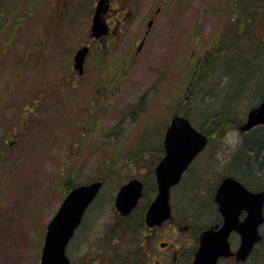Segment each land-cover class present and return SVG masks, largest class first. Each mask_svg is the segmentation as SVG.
<instances>
[{
    "label": "rangeland",
    "instance_id": "obj_1",
    "mask_svg": "<svg viewBox=\"0 0 264 264\" xmlns=\"http://www.w3.org/2000/svg\"><path fill=\"white\" fill-rule=\"evenodd\" d=\"M97 1L0 0V264H40L68 192L97 180L104 187L67 247L71 263L142 264L140 209L154 195L171 119L178 113L205 127L223 110L237 127L208 135V148L173 190L174 215L191 224L189 232L178 228L175 242L184 233L194 240L214 220L232 158L248 138L264 139V127L240 129L263 98L264 0L248 12L241 0H110L105 19L115 31L99 41L91 32ZM84 45L90 53L80 76L74 56ZM262 147L261 174L247 185L255 192L264 189ZM132 178L146 184L145 197L122 224L114 200ZM160 232L156 239L172 240L169 229ZM245 264H264V244Z\"/></svg>",
    "mask_w": 264,
    "mask_h": 264
},
{
    "label": "water",
    "instance_id": "obj_2",
    "mask_svg": "<svg viewBox=\"0 0 264 264\" xmlns=\"http://www.w3.org/2000/svg\"><path fill=\"white\" fill-rule=\"evenodd\" d=\"M108 1L99 0L97 4L91 27L92 38L99 39L109 34V26L104 18L109 10ZM152 24L153 21L148 23L149 29ZM89 52V47L83 46L75 53L74 68L79 74L84 72ZM259 125H264V92L262 103L249 111L240 129L247 133ZM207 143V135L194 128L188 118L175 114L163 141L165 155L155 168L158 195L146 214L147 225H161L171 217L170 190L181 181L184 172ZM102 187V181H94L69 192L48 225L40 264H70L66 255L67 246ZM142 190L143 183L138 179L120 188L115 206L122 215H128L133 210L142 197ZM215 202L223 217V224L201 233L199 249L192 264H218L220 258L231 256H235L238 262L246 261L263 239L260 227L264 224V189L251 191L241 181L228 176L219 184ZM243 212L246 217L241 221ZM233 232L241 238L236 252L231 250L229 243Z\"/></svg>",
    "mask_w": 264,
    "mask_h": 264
},
{
    "label": "flooded vegetation",
    "instance_id": "obj_3",
    "mask_svg": "<svg viewBox=\"0 0 264 264\" xmlns=\"http://www.w3.org/2000/svg\"><path fill=\"white\" fill-rule=\"evenodd\" d=\"M119 12H118V14H119ZM115 25H118V24H115ZM119 28H121V25L119 26ZM114 31H115L114 26L113 25L110 26L109 35L112 34V32H114ZM109 35H108V37H109ZM163 152H164V147H163ZM192 165H193V163L191 164V166ZM191 166L188 167V169L185 171V173L182 177V181H183L185 175L191 170ZM182 181H181V183H182ZM181 183L171 189V194H170L171 217L168 220L164 221L161 225L149 226L146 223V214L149 211L150 206L152 205V203L154 202V200L156 199V197L158 195V185H157L155 170H154V182H153V186H152L154 188V190L152 188L154 195H151V197H152L151 201H149V203L147 205H145L144 207H142V208L140 207L143 200H144V197H145L144 194H145V190H146V184L143 182V184H144L143 196L140 199L138 206L136 208H134L128 215L119 214V222L123 224V223L129 221V219H131L133 217V215L137 212V209L141 208L140 209L141 216H140V220H139V228H141L142 235H143V239L141 241V243H142L141 246L146 248V251H145L144 256L142 258V261H143L142 264H192L194 259H195L196 253L198 252L201 233L204 230H206L207 228L214 227L216 225L221 226L223 224V218L219 212L218 205L215 203V200H213V202L215 204V207H214L215 210H214L213 215H214V219H216L218 217V221L216 223L210 224L209 226H206L205 228L199 229V231L195 230L196 234L194 236V240L192 239L191 236L186 235V233H184L185 237L183 239H181V241L179 240V242L176 244L175 240L177 237L178 228L182 229L185 232H189V228L191 227V224L182 226L181 219L183 220L186 217L184 215V216H181L180 219H178V217H176L174 215V209H173V206L171 203V201L173 199L172 198L173 190L180 187ZM188 202L193 203V199H189ZM187 215H189V214H187ZM245 217H246V213L243 212L240 216V220H244ZM189 221L191 222V219ZM166 229H169V234H167V238H169V239L172 238V240L159 241V239H156V236H158V235L161 236L160 231L166 230ZM229 241H230L231 248L234 251L237 250L238 247L240 246V243H241V239H240L239 234L236 232H233L230 235ZM193 243H195L196 246L193 247L192 249H190L189 252L186 254L187 250L192 246ZM234 243H236V247H234ZM103 246H102V248H103ZM182 249H184L185 251H182ZM103 254H104L103 250H101L98 255H101L103 257ZM158 254H163V257L159 256ZM253 255H254V251L252 252L250 257L248 258L247 262L251 261ZM247 262H245V263H247ZM219 264H238V263L236 262L235 258L232 257V258L220 259ZM239 264H241V263H239Z\"/></svg>",
    "mask_w": 264,
    "mask_h": 264
},
{
    "label": "trees",
    "instance_id": "obj_4",
    "mask_svg": "<svg viewBox=\"0 0 264 264\" xmlns=\"http://www.w3.org/2000/svg\"><path fill=\"white\" fill-rule=\"evenodd\" d=\"M241 1L242 2L240 5L243 9V12H248V10L251 8L254 0H241ZM244 15L245 14H241V17L243 18ZM245 20L247 21V23H251V21H252L251 17L248 15L245 16ZM194 94H195L194 89L189 92L190 99L193 98ZM204 124H205V127L201 126V127H199V129L204 131L208 135H213V132L218 131L217 128L220 129L221 126H224L226 124H229V125L233 124V125H235L234 127H237L236 121L233 118L232 119L226 118V112L223 110L217 111V112L214 111L211 115H209L207 117V120L204 121ZM254 139L258 140V143H255ZM263 143H264V139H257V138H253V137L248 138L245 142V145H244L245 149L244 148L239 149V153L237 152V157L234 156L232 158V170H231V168H229L230 173L233 174V176L236 177L237 179L243 181L246 185H248L251 182L250 178H252V177L246 173H237L234 169V165H235L234 163L244 164L241 162L244 159V157H246V155L248 153L255 152L253 147L258 148V151L256 152V155H257L258 152H260V150L263 148L262 147ZM250 144H252V145H250ZM258 158H259V154L257 156V159ZM250 159L251 158L249 157L248 160H250ZM263 166H264V162L261 163L262 169H263ZM259 170L260 169H257V171H256V173L258 175L261 174V172ZM262 171L264 174V170H262ZM153 190H154V188H153ZM217 221H218V217L216 219H214L213 221H211L210 224L216 223ZM263 244H264V240L261 243V245H263ZM104 255H105V253L103 254V257H104Z\"/></svg>",
    "mask_w": 264,
    "mask_h": 264
},
{
    "label": "bare ground",
    "instance_id": "obj_5",
    "mask_svg": "<svg viewBox=\"0 0 264 264\" xmlns=\"http://www.w3.org/2000/svg\"><path fill=\"white\" fill-rule=\"evenodd\" d=\"M255 153L258 151V148L256 147H253ZM259 154V152H258ZM254 156L253 158H251L250 160H248L247 163L245 164H240V163H234V169L237 173H246L248 174L249 176L251 177H257L256 176V171H257V168H256V164H257V156Z\"/></svg>",
    "mask_w": 264,
    "mask_h": 264
}]
</instances>
